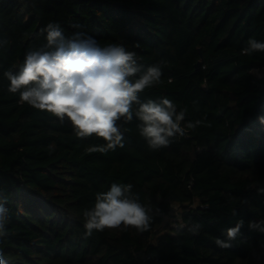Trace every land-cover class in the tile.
<instances>
[{
	"label": "trees",
	"instance_id": "obj_1",
	"mask_svg": "<svg viewBox=\"0 0 264 264\" xmlns=\"http://www.w3.org/2000/svg\"><path fill=\"white\" fill-rule=\"evenodd\" d=\"M50 22L66 40L122 44L144 70L159 64L161 82L140 98L186 108L185 135L150 150L134 117L121 122L123 148L88 153L105 141L77 138L69 121L20 103L4 72L15 74L27 51L46 45ZM250 38L264 42V0H0V39L9 41L0 48L6 264H264V232L249 228L264 221V52L241 55ZM196 120L203 123L187 129ZM113 183L132 184L152 207L150 229L86 237L83 211ZM173 205L176 225L160 229ZM241 221L228 241L226 230Z\"/></svg>",
	"mask_w": 264,
	"mask_h": 264
},
{
	"label": "clouds",
	"instance_id": "obj_2",
	"mask_svg": "<svg viewBox=\"0 0 264 264\" xmlns=\"http://www.w3.org/2000/svg\"><path fill=\"white\" fill-rule=\"evenodd\" d=\"M41 32H46V45L26 52L19 70L4 72L10 81L8 91L19 94V102L34 109L45 111L61 123L69 121L77 138L97 137L104 145L90 146L88 153L107 154L117 147L123 148L128 124L135 117L139 135L144 138L150 150L168 147L172 138L185 135L187 109L177 110V105L168 98L142 101L140 96L146 89L161 82L162 70L159 64L146 70L138 63L137 53L129 51L122 44L109 43L103 47L92 37L75 34L65 39L59 24L49 23ZM9 44L0 39V48ZM241 55L251 56L264 52V42L250 38ZM264 123V117H260ZM203 120L188 122L187 129H195ZM123 128V130H122ZM54 148L50 147V151ZM132 184H115L107 192L95 196L94 207L83 211L85 236L93 231L134 228L143 233L153 222V209L140 202L133 193ZM264 193V188L258 189ZM155 214H159L156 209ZM9 210L0 200V236L6 233ZM243 221L226 230L228 241L234 240L240 232ZM249 228L264 232V221L250 222ZM195 233L199 225H191ZM217 245L230 247L217 239ZM0 264H6L0 252Z\"/></svg>",
	"mask_w": 264,
	"mask_h": 264
},
{
	"label": "rangeland",
	"instance_id": "obj_3",
	"mask_svg": "<svg viewBox=\"0 0 264 264\" xmlns=\"http://www.w3.org/2000/svg\"><path fill=\"white\" fill-rule=\"evenodd\" d=\"M262 72L263 71L253 70V73L256 75H261ZM179 212H180V206L173 205L171 214L163 220L160 229L165 228V226L168 228L171 226H175L177 220L179 219Z\"/></svg>",
	"mask_w": 264,
	"mask_h": 264
}]
</instances>
